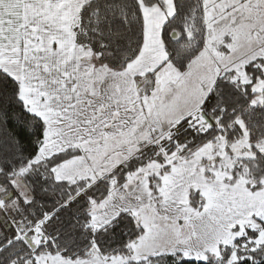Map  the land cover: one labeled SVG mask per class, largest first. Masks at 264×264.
Instances as JSON below:
<instances>
[{"label": "snow or ice", "instance_id": "6c2138e0", "mask_svg": "<svg viewBox=\"0 0 264 264\" xmlns=\"http://www.w3.org/2000/svg\"><path fill=\"white\" fill-rule=\"evenodd\" d=\"M0 264H264V0H0Z\"/></svg>", "mask_w": 264, "mask_h": 264}]
</instances>
